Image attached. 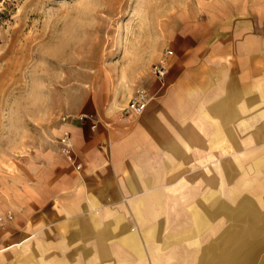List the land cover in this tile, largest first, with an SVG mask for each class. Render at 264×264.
Here are the masks:
<instances>
[{"label":"crops","instance_id":"obj_1","mask_svg":"<svg viewBox=\"0 0 264 264\" xmlns=\"http://www.w3.org/2000/svg\"><path fill=\"white\" fill-rule=\"evenodd\" d=\"M152 30L162 50L0 180V264H264V0H184Z\"/></svg>","mask_w":264,"mask_h":264},{"label":"rangeland","instance_id":"obj_2","mask_svg":"<svg viewBox=\"0 0 264 264\" xmlns=\"http://www.w3.org/2000/svg\"><path fill=\"white\" fill-rule=\"evenodd\" d=\"M183 1L0 0V180L53 145L72 104L117 79L109 72L162 50L152 27Z\"/></svg>","mask_w":264,"mask_h":264},{"label":"built area","instance_id":"obj_3","mask_svg":"<svg viewBox=\"0 0 264 264\" xmlns=\"http://www.w3.org/2000/svg\"><path fill=\"white\" fill-rule=\"evenodd\" d=\"M173 53V51L169 48H166L159 59L153 63L152 72L156 75V77L160 80H163L168 71V57ZM149 100L148 93L142 89L138 88L135 90L133 96L129 99L127 104L122 108L123 115H130L132 113L139 114L143 112ZM60 142L62 145V152L66 155L68 159H72V143L70 141L69 132L65 131L61 138ZM3 218L0 216V223Z\"/></svg>","mask_w":264,"mask_h":264}]
</instances>
